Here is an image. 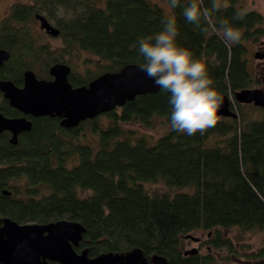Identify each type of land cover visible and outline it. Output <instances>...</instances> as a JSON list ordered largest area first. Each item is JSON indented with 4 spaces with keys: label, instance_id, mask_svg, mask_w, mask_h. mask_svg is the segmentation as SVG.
Segmentation results:
<instances>
[{
    "label": "trees",
    "instance_id": "16d2710c",
    "mask_svg": "<svg viewBox=\"0 0 264 264\" xmlns=\"http://www.w3.org/2000/svg\"><path fill=\"white\" fill-rule=\"evenodd\" d=\"M186 3L181 0L173 15L149 0L13 3L9 12L0 16V48L11 54L0 68V80L12 79L22 86L29 68L38 77L50 79L53 64H68L85 52L95 59L86 57L83 63H94L97 72L71 67L69 81L74 86L87 84L103 72L139 63V39L155 35L162 30L166 16H175L176 43L206 64L212 86L219 96H230L235 110V92L260 83L250 68L246 41L264 36V14L245 8L240 0H221L226 7L212 14L217 27L219 20H226L242 33L238 44L226 46L211 29L204 33L186 21ZM199 3L211 10L212 0ZM238 9L246 11L243 19L235 18ZM37 12L59 27L62 46L58 50L37 44L31 27L24 26L36 19ZM168 99L169 94L159 88L71 128L61 126L58 117L28 115L32 128L21 133L16 144L10 141V132L0 133V218L10 217L22 224L78 220L86 227L78 252L87 248L94 257L140 247L149 258L153 254L166 256L168 264L217 261L210 252L184 253V238L199 229L239 226L264 230V115H250L243 110L247 103L235 99L241 114L218 116L217 124L203 135L169 129L150 142L145 135L126 130L127 135L121 137L125 131L121 123L136 121L150 126L154 117L169 120ZM0 111L10 117L23 115L1 91ZM106 114L113 122L99 127L97 118ZM84 122H90L93 133L99 135L98 149L75 144L74 137ZM158 179L191 190L149 192L144 182ZM5 189L12 193H4ZM208 243L216 250L226 247L228 253L239 252L233 240L219 230ZM249 256L264 259V245Z\"/></svg>",
    "mask_w": 264,
    "mask_h": 264
},
{
    "label": "water",
    "instance_id": "95a60500",
    "mask_svg": "<svg viewBox=\"0 0 264 264\" xmlns=\"http://www.w3.org/2000/svg\"><path fill=\"white\" fill-rule=\"evenodd\" d=\"M40 28L58 36L60 29L52 24L47 16L37 12ZM10 51L0 48V68L10 57ZM263 58V53H256ZM139 63H129L119 71H106L87 84L74 86L69 81L71 66L57 62L50 67L52 78L38 77L33 69L24 72V83L18 85L14 80L2 78L0 91L11 106L23 113L21 116H7L0 111V133L9 131L10 141L18 143L19 135L32 128L33 120L28 117L49 115L60 117V125L76 127L88 118L112 111L127 101L148 92H157L153 80L138 68ZM240 103H251L264 108V89L243 88L235 92ZM220 106L217 116L237 117L238 112L231 108L228 94L219 96ZM6 194L12 192L8 189ZM86 227L78 220L61 219L48 223L22 224L5 217L0 218V262L3 264H168L166 256L153 254L147 257L143 249L135 247L126 252H103L90 256L88 249L76 250ZM196 237L187 234L186 237ZM185 254L198 253L197 247L186 249Z\"/></svg>",
    "mask_w": 264,
    "mask_h": 264
},
{
    "label": "clouds",
    "instance_id": "9594fccd",
    "mask_svg": "<svg viewBox=\"0 0 264 264\" xmlns=\"http://www.w3.org/2000/svg\"><path fill=\"white\" fill-rule=\"evenodd\" d=\"M171 9L181 6V0H168ZM226 5L221 0H212L211 10L202 8L199 0H187L183 6V16L187 22L196 25L202 32H211L224 41L226 46L238 44L242 33L219 20V27L212 14ZM246 11L238 9L236 19H243ZM163 28L155 35L139 39L136 51L141 61L138 64L154 84L169 94L170 130L193 136L203 135L217 124V109L220 97L215 90L207 66L195 60L185 48L178 46L177 21L175 16H166L162 20ZM206 25V26H202Z\"/></svg>",
    "mask_w": 264,
    "mask_h": 264
},
{
    "label": "rangeland",
    "instance_id": "374dc122",
    "mask_svg": "<svg viewBox=\"0 0 264 264\" xmlns=\"http://www.w3.org/2000/svg\"><path fill=\"white\" fill-rule=\"evenodd\" d=\"M29 0H0V16L6 15L13 3L16 2H28ZM154 4H158L163 7V9L169 15L174 14V10L171 9L168 5V0H149ZM240 2L248 9H255L260 11L264 14V0H240ZM53 23V22H52ZM56 25L55 23H53ZM32 25V26H31ZM23 26V25H21ZM24 26L31 27V33L36 39L37 44H49L51 50H58L62 46V39L53 38L43 32L39 27V21L34 19L31 23H25ZM247 44V57L250 62V68L256 71V74L259 78L260 83L255 84L253 87H259L264 89V57L258 58L256 57V53H263L264 54V36L258 38L256 41L248 40L246 41ZM79 56H75L71 61L68 63L77 71L83 72L86 68L90 69V72L93 70L94 73L97 72V67L94 66V63L88 62L84 64L83 61L86 57L90 59H95L93 55L87 54L85 52L79 53ZM98 74V73H97ZM95 74V75H97ZM235 99H233V105L235 110L241 114L237 104H235ZM120 110V109H118ZM243 110H248L249 114L253 116V114L264 115V110H258L253 108L248 104H244ZM112 119L109 115H101L97 118V125L99 127L106 128L108 125L112 123ZM169 120L165 117H154L152 119L151 125L146 126L142 125L136 121H132L130 123H121V127L125 130L121 137L127 135L126 130H131L132 134L134 135H145L150 142L157 140L162 134L167 132L169 127ZM93 125L90 122H84L82 127L77 132L78 135L75 138V144L77 143H84L87 145H91L94 149L99 148V135L97 133H93ZM134 138V137H132ZM76 159L74 162H77ZM145 188L151 193H175L180 191H190V188H177L174 186H170L166 183L164 179H158L155 181H145L144 182ZM219 230L222 235L225 237H230L236 246L242 250V252H238L236 255L237 257H232L231 253H227V250L224 249H217V250H207V247L203 248L201 251L202 253L210 252L215 254L217 261L214 264H264V259L262 258H252L249 256L251 252L258 249L262 245H264V230L263 229H254V230H243L239 226L235 227H221L219 229H206L203 233L205 238H207L208 233L215 234V231ZM196 234V231L194 232ZM209 244V243H208ZM211 245V244H210ZM192 247H197V244L191 241H186L184 238V251L186 249H191ZM213 250V251H212Z\"/></svg>",
    "mask_w": 264,
    "mask_h": 264
},
{
    "label": "flooded vegetation",
    "instance_id": "af4514ba",
    "mask_svg": "<svg viewBox=\"0 0 264 264\" xmlns=\"http://www.w3.org/2000/svg\"><path fill=\"white\" fill-rule=\"evenodd\" d=\"M40 27V26H39ZM41 29V28H40ZM43 32H45L46 34H48L49 36H51V37H53V38H59L60 36L58 35V36H53V35H51V34H49L45 29H41ZM52 78V77H51ZM59 118V120L61 119L60 117H58ZM79 126V125H78ZM66 128V127H65ZM199 232H201V233H203L204 232V230L203 229H199V230H197L196 231V234H192V235H194L195 237H196V239H194L193 237H191V236H188V237H186L185 238V240L186 241H191V242H194V243H196L197 244V248H198V252H201L202 250H203V248L205 247H207V250H211V249H213L212 248V246L210 245V243L208 244V241H209V239L213 236V233H208V235H207V238H205L204 237V235L203 234H200ZM222 249H224V250H227V248L226 247H221ZM213 250H216V249H213ZM212 250V251H213ZM238 251L240 252H242V250H240L239 248H238ZM209 252V251H208ZM204 253V252H203ZM227 253H228V250H227ZM231 253V256L232 257H237V252H229V254Z\"/></svg>",
    "mask_w": 264,
    "mask_h": 264
},
{
    "label": "bare ground",
    "instance_id": "6f19581e",
    "mask_svg": "<svg viewBox=\"0 0 264 264\" xmlns=\"http://www.w3.org/2000/svg\"><path fill=\"white\" fill-rule=\"evenodd\" d=\"M64 63V62H63ZM9 132V131H8Z\"/></svg>",
    "mask_w": 264,
    "mask_h": 264
}]
</instances>
